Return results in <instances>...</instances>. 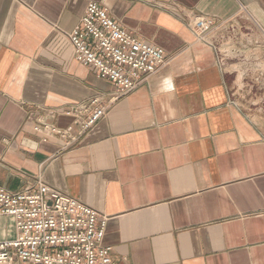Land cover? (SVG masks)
Returning a JSON list of instances; mask_svg holds the SVG:
<instances>
[{
	"label": "crops",
	"instance_id": "0c3cea01",
	"mask_svg": "<svg viewBox=\"0 0 264 264\" xmlns=\"http://www.w3.org/2000/svg\"><path fill=\"white\" fill-rule=\"evenodd\" d=\"M88 1L166 62L86 133L45 136L114 91L66 37ZM38 179L107 216L114 264H264V0H0V186Z\"/></svg>",
	"mask_w": 264,
	"mask_h": 264
},
{
	"label": "built area",
	"instance_id": "2783aa9c",
	"mask_svg": "<svg viewBox=\"0 0 264 264\" xmlns=\"http://www.w3.org/2000/svg\"><path fill=\"white\" fill-rule=\"evenodd\" d=\"M211 28V19L203 15L189 23L196 41L216 48L209 39ZM66 37L75 60L92 66L114 91L108 100L93 96L72 108L73 129L37 120L33 128L45 136L71 139L86 133L105 116L109 103L128 95L166 62L163 48L125 29L96 1L87 2ZM9 218L15 234L7 236V221L0 264H114L111 247L102 243L107 216L41 179L17 191L0 186V231Z\"/></svg>",
	"mask_w": 264,
	"mask_h": 264
},
{
	"label": "bare ground",
	"instance_id": "6f19581e",
	"mask_svg": "<svg viewBox=\"0 0 264 264\" xmlns=\"http://www.w3.org/2000/svg\"><path fill=\"white\" fill-rule=\"evenodd\" d=\"M8 225H9V231H8V237H13L14 236V228H13V222H12V218H9L8 220ZM1 233H2V231H0V237H4L5 235H4V233H2V236H1Z\"/></svg>",
	"mask_w": 264,
	"mask_h": 264
},
{
	"label": "rangeland",
	"instance_id": "374dc122",
	"mask_svg": "<svg viewBox=\"0 0 264 264\" xmlns=\"http://www.w3.org/2000/svg\"><path fill=\"white\" fill-rule=\"evenodd\" d=\"M5 223H7V220H4V221H2V233H4V235H6V233H5ZM2 233H1V236H2Z\"/></svg>",
	"mask_w": 264,
	"mask_h": 264
}]
</instances>
